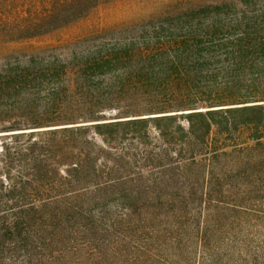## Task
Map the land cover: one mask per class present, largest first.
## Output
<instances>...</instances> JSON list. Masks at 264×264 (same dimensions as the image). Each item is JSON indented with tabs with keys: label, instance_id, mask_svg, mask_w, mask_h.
Instances as JSON below:
<instances>
[{
	"label": "rangeland",
	"instance_id": "obj_1",
	"mask_svg": "<svg viewBox=\"0 0 264 264\" xmlns=\"http://www.w3.org/2000/svg\"><path fill=\"white\" fill-rule=\"evenodd\" d=\"M55 11L43 34L0 37V171L16 143L64 176L82 151L112 181L61 205L88 213L66 217L68 241L82 234L53 264H264V124L244 127L256 116L238 111L264 106V0H58ZM115 53L134 56L95 65ZM198 112L213 113L208 147L189 134ZM132 120L101 129L107 143L96 133Z\"/></svg>",
	"mask_w": 264,
	"mask_h": 264
},
{
	"label": "trees",
	"instance_id": "obj_2",
	"mask_svg": "<svg viewBox=\"0 0 264 264\" xmlns=\"http://www.w3.org/2000/svg\"><path fill=\"white\" fill-rule=\"evenodd\" d=\"M52 4L56 6L58 0H0V37L10 35L13 37L17 33L19 39H22L43 34L46 32L42 31L45 24L57 18L55 6L52 16H46L50 11L48 5ZM174 44L178 50L184 48V44L177 42ZM191 44L193 43H190L188 48L194 47ZM247 47L249 46L241 43L237 59L246 58ZM133 56V53L132 55L115 53L99 56L95 59V65L122 64ZM177 58L178 56L175 59ZM176 74L179 77L185 76V73L181 72ZM238 111L248 116H256L245 119V123L242 124L244 127H260L264 124V106L252 105L240 108ZM212 115L211 112L189 114V117H199L203 121L198 127H192L189 134L205 147L209 146L208 142L215 126L211 119ZM138 123L141 121L113 123L102 121L95 125L98 130L96 133L104 143H107V135L102 133L101 129H114ZM15 145L16 143L4 146L1 154L3 167L0 178L6 181L0 186V264H16L21 262L19 260H26L28 263L53 264L57 259L54 254L59 253L63 246L76 244L82 234L74 232L73 238L68 241L70 233L65 227L66 217L79 216L85 219L84 213H88L81 207L71 208L61 207V205L74 195L80 197L87 195L91 188L100 191L112 180L108 173L92 166V158L82 151L73 155V160L68 165L70 169L64 176L60 171L54 170L45 157L33 156L28 147L21 148ZM72 149L77 147L72 146ZM25 153H31V156ZM184 160L197 163V157L194 154ZM14 173L17 175L15 176ZM118 181L121 182L122 179Z\"/></svg>",
	"mask_w": 264,
	"mask_h": 264
}]
</instances>
